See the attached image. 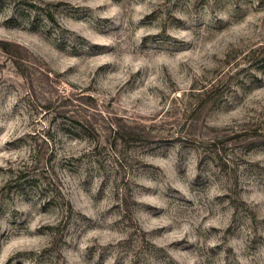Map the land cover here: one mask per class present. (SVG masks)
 Wrapping results in <instances>:
<instances>
[{
    "label": "rangeland",
    "instance_id": "374dc122",
    "mask_svg": "<svg viewBox=\"0 0 264 264\" xmlns=\"http://www.w3.org/2000/svg\"><path fill=\"white\" fill-rule=\"evenodd\" d=\"M261 45L264 0H0V264H264Z\"/></svg>",
    "mask_w": 264,
    "mask_h": 264
},
{
    "label": "trees",
    "instance_id": "16d2710c",
    "mask_svg": "<svg viewBox=\"0 0 264 264\" xmlns=\"http://www.w3.org/2000/svg\"><path fill=\"white\" fill-rule=\"evenodd\" d=\"M5 47V49H8V47H6V46H4ZM259 51L258 52H261L260 50H264V45H261V46H259ZM262 58L264 59V56H262ZM207 92V91H206ZM205 92V93H206ZM68 117H71V120H73V121H76V123H80L79 125L81 126V127H84L85 126V124L86 123H88V124H91V121H90V116H83V118L82 119H75V118H73L74 117V112L72 111V113L68 116ZM80 127V128H81ZM118 131V129L116 128L115 129V132H117ZM121 132H124V131H121ZM118 133L120 134V130L118 131ZM125 134H120V136H121V138L123 139V140H126V139H128L129 138V135H128V137H126L125 138V136H124ZM47 137H49V136H46V134L44 135V139H47ZM35 145L36 144H34V148L33 149H35ZM53 151V150H52ZM35 160V159H34ZM36 161V160H35ZM23 173V170H17L16 171V177L15 178H20V175ZM67 204L69 205V203L67 202Z\"/></svg>",
    "mask_w": 264,
    "mask_h": 264
}]
</instances>
